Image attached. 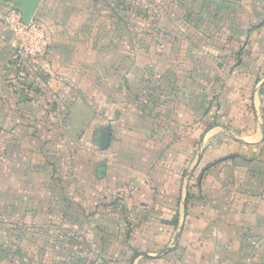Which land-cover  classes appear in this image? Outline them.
Masks as SVG:
<instances>
[{
	"label": "crops",
	"instance_id": "obj_1",
	"mask_svg": "<svg viewBox=\"0 0 264 264\" xmlns=\"http://www.w3.org/2000/svg\"><path fill=\"white\" fill-rule=\"evenodd\" d=\"M20 5L0 0V264H264V0H40L34 74Z\"/></svg>",
	"mask_w": 264,
	"mask_h": 264
},
{
	"label": "built area",
	"instance_id": "obj_2",
	"mask_svg": "<svg viewBox=\"0 0 264 264\" xmlns=\"http://www.w3.org/2000/svg\"><path fill=\"white\" fill-rule=\"evenodd\" d=\"M4 25L15 40L14 64L19 70L34 74L38 68L36 62L48 53L50 40L46 28L34 20L23 23L19 9H10L5 13ZM50 82L51 78L47 80V83Z\"/></svg>",
	"mask_w": 264,
	"mask_h": 264
},
{
	"label": "water",
	"instance_id": "obj_3",
	"mask_svg": "<svg viewBox=\"0 0 264 264\" xmlns=\"http://www.w3.org/2000/svg\"><path fill=\"white\" fill-rule=\"evenodd\" d=\"M40 0H19L21 3L17 8L21 12V20L23 23H28L31 21L33 13L37 7Z\"/></svg>",
	"mask_w": 264,
	"mask_h": 264
},
{
	"label": "rangeland",
	"instance_id": "obj_4",
	"mask_svg": "<svg viewBox=\"0 0 264 264\" xmlns=\"http://www.w3.org/2000/svg\"><path fill=\"white\" fill-rule=\"evenodd\" d=\"M160 2H161V1H160ZM161 3H162V2H161ZM162 4H164V3H162ZM162 4L160 5V8H162V6H163ZM156 6H159V4L156 3V5H154L155 9H156ZM151 8H152V7H151ZM152 10H154V9H152ZM157 14H159V13H157ZM138 40H139V39H137V41H138ZM135 41H136V39H135ZM138 42H139V41H138ZM2 228L4 229V226H2ZM4 230H6V229H4ZM21 232H22V231H21ZM21 232H20L19 234H21ZM5 234H6V231H5L4 235H5ZM9 234H10V236H9L8 239H10V240H8V241H11V235H12V234H11V233H9ZM16 235H17V233H16ZM1 239H2V238H1ZM1 239H0V241L3 243L4 240H1ZM19 239H20V238H19ZM3 244H4V243H3ZM20 257H21V256H20ZM24 257H26V256H24ZM41 257H42V256H41Z\"/></svg>",
	"mask_w": 264,
	"mask_h": 264
},
{
	"label": "trees",
	"instance_id": "obj_5",
	"mask_svg": "<svg viewBox=\"0 0 264 264\" xmlns=\"http://www.w3.org/2000/svg\"><path fill=\"white\" fill-rule=\"evenodd\" d=\"M46 56H47V53L43 56L44 57V59L46 58Z\"/></svg>",
	"mask_w": 264,
	"mask_h": 264
}]
</instances>
